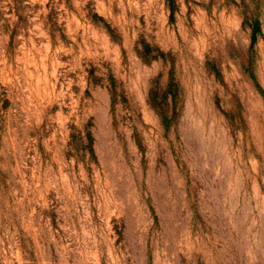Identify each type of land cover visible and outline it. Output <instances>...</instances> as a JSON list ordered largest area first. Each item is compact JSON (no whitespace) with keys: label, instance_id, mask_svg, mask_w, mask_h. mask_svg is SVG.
Here are the masks:
<instances>
[{"label":"rangeland","instance_id":"1","mask_svg":"<svg viewBox=\"0 0 264 264\" xmlns=\"http://www.w3.org/2000/svg\"><path fill=\"white\" fill-rule=\"evenodd\" d=\"M0 264H264V0H0Z\"/></svg>","mask_w":264,"mask_h":264},{"label":"trees","instance_id":"2","mask_svg":"<svg viewBox=\"0 0 264 264\" xmlns=\"http://www.w3.org/2000/svg\"><path fill=\"white\" fill-rule=\"evenodd\" d=\"M258 27H259L258 24H256V29H258Z\"/></svg>","mask_w":264,"mask_h":264}]
</instances>
